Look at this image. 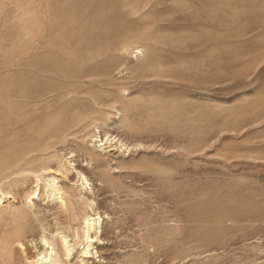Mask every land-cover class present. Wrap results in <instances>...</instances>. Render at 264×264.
Listing matches in <instances>:
<instances>
[{
	"label": "rangeland",
	"instance_id": "rangeland-1",
	"mask_svg": "<svg viewBox=\"0 0 264 264\" xmlns=\"http://www.w3.org/2000/svg\"><path fill=\"white\" fill-rule=\"evenodd\" d=\"M51 248L264 264V0H0V264Z\"/></svg>",
	"mask_w": 264,
	"mask_h": 264
},
{
	"label": "bare ground",
	"instance_id": "bare-ground-1",
	"mask_svg": "<svg viewBox=\"0 0 264 264\" xmlns=\"http://www.w3.org/2000/svg\"><path fill=\"white\" fill-rule=\"evenodd\" d=\"M85 179H86V177H85ZM86 181H87V179H86ZM60 198V197H59ZM61 199V198H60ZM86 199V198H85ZM61 200H63V199H61ZM74 206V205H73ZM94 214H87L86 216H85V218H84V221L83 222H85V230L84 231H86V238L87 239H89L88 241H87V246H86V249H85V251L83 252L84 253V255L85 256H87L88 257V253H90V245L92 246V243L95 241L94 240V237H96L97 236V234H98V229L101 227V223H100V216H98V217H95V216H93ZM103 227V226H102ZM101 231V230H100ZM92 232H93V234H92ZM102 232V231H101ZM102 237V236H101ZM63 239H61V241H62V245H63V250H64V254L67 256V258H69L70 256H71V254H72V250H73V247H71V245L70 244H68V242H67V236H63L62 237ZM105 238V237H104ZM86 239V240H87ZM85 240V239H84ZM45 242L46 243H48L49 244V246L50 245H52L53 244V242H52V239H46L45 240ZM74 244V243H73ZM53 247V246H52ZM75 247V246H74ZM99 248V249H102V247L100 246H96L95 248ZM49 249V248H48ZM52 249L53 248H51V252L50 251H47L46 250V252H45V256L42 258V262L40 263V264H46L48 261H50L51 260V258H52ZM62 249V248H61ZM50 250V249H49ZM82 250V249H81ZM83 251V250H82ZM48 252V253H47ZM55 252V251H54ZM82 253V252H81ZM63 254V255H64ZM75 254V253H74ZM88 254V255H87ZM91 254V253H90ZM54 255V254H53ZM60 257V256H59ZM59 257H58V259L55 261L54 260V262H56L57 263V261L59 262L60 261V259H59ZM54 259V258H53ZM70 261V260H69ZM53 262V261H52ZM53 262V263H54ZM35 263H39V261L37 260ZM55 264V263H54ZM80 264H87V261H85V260H81V262H80Z\"/></svg>",
	"mask_w": 264,
	"mask_h": 264
}]
</instances>
